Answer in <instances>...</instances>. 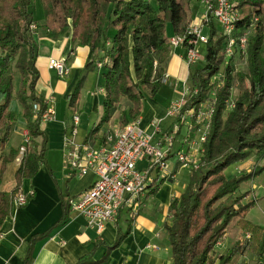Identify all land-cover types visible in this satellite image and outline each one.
Instances as JSON below:
<instances>
[{
  "label": "trees",
  "instance_id": "obj_1",
  "mask_svg": "<svg viewBox=\"0 0 264 264\" xmlns=\"http://www.w3.org/2000/svg\"><path fill=\"white\" fill-rule=\"evenodd\" d=\"M39 1L44 14L42 27L48 38L70 36L72 44L88 46L92 52L85 69L99 73L104 95L101 118L90 130L91 134H96L110 120L116 105L123 99L130 104L122 110L119 126L139 117L144 91L154 97L163 84L164 65L171 53L168 25L173 35L188 37L187 28L191 22L192 0ZM235 1L239 14L232 34L235 38L232 53L225 54L228 36L208 14L203 63L194 68L189 65L191 90L175 116L177 133L187 113L189 125L197 129L201 105L213 92L201 154L189 169L184 190L168 206L170 220L164 223V228L172 264H231L244 248L254 254L252 264H263L264 227L245 218L247 208L253 203H241L246 194L234 193L239 181L252 177L259 168L254 166L237 177H227L225 170L231 163L244 160L252 153L257 158L264 156V0ZM30 5L31 0H0V182L7 165L14 161L19 151V146L5 149L16 126L18 111L12 108L13 99L21 107L30 137L14 171V187L10 191L0 188V226L11 212L10 199L22 191L21 181L31 177L38 165L44 163L46 136L39 129V122L46 104L35 92L39 76L35 66L37 25ZM32 24L35 28H31ZM247 31V71L236 72L233 53L242 51L237 39ZM11 67L18 71L16 90ZM217 74L220 75L218 83L213 80ZM235 78L238 92L231 100ZM83 80L82 75L68 94V106L72 108ZM36 102L40 105L37 112L32 109ZM193 136L194 132L190 131L189 139ZM164 180L153 181L144 196L153 193ZM62 205L65 211L58 224L65 221L71 208L68 201H62ZM234 217L237 226L242 232H248L249 237L245 242L237 239L216 255L215 246Z\"/></svg>",
  "mask_w": 264,
  "mask_h": 264
},
{
  "label": "crops",
  "instance_id": "obj_2",
  "mask_svg": "<svg viewBox=\"0 0 264 264\" xmlns=\"http://www.w3.org/2000/svg\"><path fill=\"white\" fill-rule=\"evenodd\" d=\"M199 5L202 9L198 8ZM190 8L191 21H201L205 11L203 0H192ZM35 23V66L39 72L35 92L45 102L46 107L53 109L54 117L39 122V129L46 136L44 163L38 165L31 177L21 181L22 192L32 191V194L24 205L11 207V212L0 226V264H172L164 223L170 220V201L181 194L189 178L187 172L184 180L179 181L178 177L183 169L189 172L190 164L180 166L170 179L164 180L153 193L142 197L139 202L122 205L115 218L106 222L99 233L95 227L88 225L83 215L71 208L65 221L58 224L65 211L62 201L69 202L77 197L95 180L92 172L79 175L70 167L68 151L72 148L69 140L73 139L76 143L89 141L95 146L102 144L107 133L120 128L119 121L124 108L118 115L117 108L110 120L96 134H91L90 130L101 118L104 90L99 73L85 69L86 63L92 57L90 48L72 44L70 36L50 39L42 27L44 20L41 24ZM167 33L173 35L169 25ZM170 50V56L164 65L163 83L168 81L170 86L181 90L188 78L189 65L183 58L182 46L170 47ZM50 58L63 59L68 68L67 74L60 76L52 69L49 66ZM96 66L97 69L100 68L97 64ZM90 74L95 77L96 88L87 91L85 96L80 93L74 108L68 106V94L79 77L83 75L86 83L90 81ZM159 91L161 88L148 100L147 107L142 105L138 117L141 126L147 130L150 129L151 119L160 120V132L155 136L156 139L169 133L176 125L173 124L175 117L168 121L169 116L166 114L173 101L166 99L164 94L158 99ZM61 102L64 108L59 106ZM118 105L119 103L116 106ZM66 109L70 113L69 118L66 116ZM74 114L79 116L77 126L86 130L81 138H78L77 130L74 135L71 134ZM114 116L116 119L112 120ZM186 117V123H189V114ZM24 131H27L26 127ZM23 132L19 131V140L12 144V131L5 149L18 147L23 142ZM176 140L174 138L173 146ZM174 154L175 151L171 149L170 156ZM13 162L16 163L14 175L19 162L15 159ZM177 164V161L173 162L172 170ZM142 165L143 162L138 163L139 167ZM159 179L161 178L152 179L147 192L152 182H159Z\"/></svg>",
  "mask_w": 264,
  "mask_h": 264
},
{
  "label": "built area",
  "instance_id": "obj_3",
  "mask_svg": "<svg viewBox=\"0 0 264 264\" xmlns=\"http://www.w3.org/2000/svg\"><path fill=\"white\" fill-rule=\"evenodd\" d=\"M203 2L205 6L203 18L199 22L191 21L189 23L188 37L174 34L168 39L170 47L182 46L184 48L183 58L188 65L194 64L199 59L200 53L197 46L207 40L204 27L207 24L208 14L228 36L225 54L230 55L233 50L235 38L232 34L238 18L234 2L231 0H203ZM31 28H35V25L32 24ZM237 42L240 49L244 50L243 47L247 43V32H243ZM97 65L101 66L99 62ZM49 66L60 76L68 72L64 60L60 58H50ZM181 103L182 99L173 102L166 114L176 116ZM32 109L35 112L39 111V103H33ZM36 115L35 113L34 117ZM53 117L54 111L49 107H46L40 114L41 121H48ZM78 121L79 116L74 114L72 116V135L76 133ZM149 127V130L143 128L140 119L136 118L123 127L107 133L102 144L97 146L89 141L76 143L70 139L68 142L72 148L68 151L70 167L76 170L79 175L87 172H92L95 175L91 186L77 197L70 199L69 203L71 209L83 215L88 225L95 227L98 233L102 231L106 222L115 218L122 205L134 204V201L139 202L154 177L166 180L173 176L169 155L177 126L173 127L171 133L162 134L160 139L155 138L160 132V120L158 118L151 119ZM203 139L204 135L201 136V142ZM29 140L27 131H24L23 142L19 145L18 155L15 158L17 162H20ZM175 155L178 166L189 164L188 158L183 152L175 151ZM139 162H143L141 167L138 166ZM196 163L197 161L190 165ZM31 194L32 191L29 193L21 191L10 199L11 207L17 208L24 205L27 197ZM246 236L249 237L248 232Z\"/></svg>",
  "mask_w": 264,
  "mask_h": 264
},
{
  "label": "rangeland",
  "instance_id": "obj_4",
  "mask_svg": "<svg viewBox=\"0 0 264 264\" xmlns=\"http://www.w3.org/2000/svg\"><path fill=\"white\" fill-rule=\"evenodd\" d=\"M232 2H234V5L236 6V1L235 0H231ZM199 9H202L201 5H199L198 7ZM191 9V8H190ZM30 10L33 14V17L35 19L36 22H38L39 24H41L44 20V14H43V10H42V6L40 4L39 0H31V5H30ZM191 11V10H190ZM238 12V10H237ZM239 14V12H238ZM248 31H250V29H248ZM247 31V36L249 34V32ZM252 32V31H251ZM250 32V33H251ZM198 51L200 53V57L199 59L192 64L194 68V66H199L203 63V56L205 53V43H199L198 44ZM244 50L242 51H234V56H233V62L235 65V71L237 72H246L247 71V61H246V49H247V43L246 45L243 47ZM11 71L15 77L14 80V89H17L18 86V71L16 69H14L13 67H11ZM90 81L88 82H82V85L80 87V93L82 94V96H85L87 91L90 90H94L96 88V84H95V77L93 75L90 74ZM213 80L218 83L220 82V75L217 74ZM168 81H165L162 85H161V91H159L158 93V99L160 98V96L162 94H164V96L166 97V99H172L173 102L176 101H181L182 99V103H183V98L189 93V91L191 90V87L189 85L188 82V78L186 79L185 84L182 86V89L177 90L176 87H172L168 84ZM174 90V91H173ZM238 92V84H237V80L236 78L234 79V86L231 89V96L230 99L233 100L236 96ZM213 92H210V97L208 100H206L204 103H202L201 105V109L199 112V115L197 117L198 123H199V127L196 128H192L189 123L187 122V117L186 115L183 117L182 121H183V125H181V129L179 131V133L175 132L174 134V138H175V143L174 146L172 147V149L174 151H181L183 152L187 158H188V163L192 164L194 162H196L199 158V155L201 154V136H203L205 134V131L207 129V124L209 121V115H210V111L212 108V102H211V96H212ZM152 99V97L150 96V94L147 91H144V100H143V105L145 104L146 107L148 105V100ZM166 103V102H164ZM181 103V104H182ZM129 101L126 99H123L119 105L117 106V115L119 113V111L123 108H126L129 105ZM59 106H62V108H64L63 106V102L59 103ZM12 108H14V110L18 111L17 112V119H16V128L13 130V133L10 137V139L12 140V144H15L16 141L19 140L20 138V133L19 131H24L25 127H23L24 121H23V116L21 113V107L18 104V102L16 101V99H13L12 101ZM230 108V105L227 106L226 110L224 111L225 113L228 111V109ZM66 116H70V113H68L67 109H66ZM188 114V113H187ZM175 116H169L168 121H170V119H174ZM116 117L114 116L112 120H115ZM185 122V123H184ZM173 124H176L175 121L173 122ZM84 131H86L85 129H81L80 127L77 126V135H79L78 138H81L84 134ZM193 131L194 132V137L189 140L187 134L188 132ZM172 131H170L171 133ZM9 147V145H7V148ZM176 161V155H172L169 157V163L172 165L173 162ZM16 163L15 162H11L7 165L6 171L3 175V181L1 182V188L3 190H7L10 191L14 185H15V178L13 175V169L15 167ZM178 166V164H177ZM254 166H257L259 169L258 171L252 176V177H247L244 178L242 180L239 181L238 186L236 188V190L234 191V193L236 194H246L245 196H243L241 203L242 204H247L249 202H253L252 205H250L247 208L246 214H245V218L248 219L249 221H251L253 224H257L260 226L264 227V156L262 158H257L255 156L254 153H252V155H250L249 157H247L244 160H239L236 162L231 163L230 165H228V167L225 170V174L227 177H237L240 176L242 174H245L246 172L250 171ZM185 172L188 173L189 176V172L185 171V169H183L181 171L180 176L178 177L179 181H182V179L184 180L185 177L187 178V176H185ZM187 175V174H186ZM237 218L234 217L232 219V221L229 223V225L227 226L222 239L216 244L215 246V254L218 255L220 253H222L226 248H228L229 246H231L237 239L240 240L241 242H245L246 239V234L247 232H242L240 230V228L237 226L236 221ZM264 255V252H263ZM255 256L252 252L248 251L247 249H243V252L240 253L239 255H236L234 257V259L232 260L231 264H252L254 262ZM264 259V258H263Z\"/></svg>",
  "mask_w": 264,
  "mask_h": 264
}]
</instances>
